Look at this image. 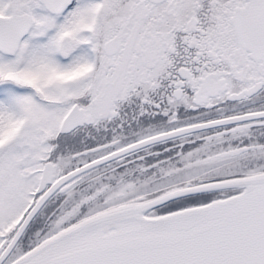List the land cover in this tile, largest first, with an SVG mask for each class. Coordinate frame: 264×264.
I'll list each match as a JSON object with an SVG mask.
<instances>
[{"label": "snow or ice", "instance_id": "obj_1", "mask_svg": "<svg viewBox=\"0 0 264 264\" xmlns=\"http://www.w3.org/2000/svg\"><path fill=\"white\" fill-rule=\"evenodd\" d=\"M0 264H264V0H0Z\"/></svg>", "mask_w": 264, "mask_h": 264}]
</instances>
